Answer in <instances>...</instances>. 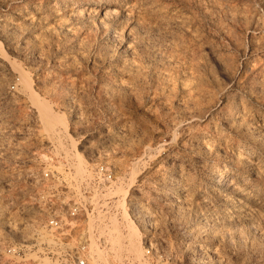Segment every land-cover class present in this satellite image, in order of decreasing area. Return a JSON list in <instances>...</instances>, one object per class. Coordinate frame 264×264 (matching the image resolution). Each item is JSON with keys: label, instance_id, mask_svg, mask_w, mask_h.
<instances>
[{"label": "rangeland", "instance_id": "1", "mask_svg": "<svg viewBox=\"0 0 264 264\" xmlns=\"http://www.w3.org/2000/svg\"><path fill=\"white\" fill-rule=\"evenodd\" d=\"M39 102L85 171H136L166 261L264 264V0H0V264L35 260L32 174L78 171Z\"/></svg>", "mask_w": 264, "mask_h": 264}, {"label": "built area", "instance_id": "2", "mask_svg": "<svg viewBox=\"0 0 264 264\" xmlns=\"http://www.w3.org/2000/svg\"><path fill=\"white\" fill-rule=\"evenodd\" d=\"M32 176L40 187L32 216L34 233L30 243L8 246V254L32 256L31 264H96L99 253L106 256V264H172L154 240L151 218L144 223L132 211L133 197L126 201L115 194L126 175L111 165L87 166L81 175L69 167L66 171L48 167ZM124 212L140 231L142 253L138 258L126 250L113 257V222L118 224L123 247L129 243Z\"/></svg>", "mask_w": 264, "mask_h": 264}, {"label": "bare ground", "instance_id": "3", "mask_svg": "<svg viewBox=\"0 0 264 264\" xmlns=\"http://www.w3.org/2000/svg\"><path fill=\"white\" fill-rule=\"evenodd\" d=\"M20 73V76L23 74L22 72H19ZM22 73V74H21ZM26 75H22V81L21 83L24 84V87L25 88H28L29 85H28V81H27V78L25 77ZM30 84V83H29ZM23 86V85H22ZM30 89V87H29ZM28 89V90H29ZM38 110H39V113L41 114V118L46 120V121H49V122H52L53 124H61L62 125V129L64 131V133H66L69 138L71 139V144H72V149L75 151V156L77 158V161H76V166L78 167V171H77V174L78 175H81L82 171H85L84 169V158H82L81 156V153L79 152L78 148H77V143L73 140L72 136L69 134L68 132V122L66 120V118H64L63 116H61V114H56L51 108L50 106L47 104V103H40L38 104ZM57 138V137H56ZM84 159V160H83ZM86 163V161H85ZM131 177L129 179L128 182H126L125 184L123 185H120L117 187V193L116 194H119L120 196H122L123 199H125L127 201V198L130 194V189L134 186L133 185V182L135 180V177H136V171H132L130 173ZM130 197V196H129ZM130 201L132 202V206H133V209L132 211H134V213L136 214H139V216L141 217L142 221L144 223H149L150 220L147 218L149 217L148 215V212L147 211H140L139 208V202L134 200V198H131ZM150 218V217H149ZM124 220L126 222V228H127V231H128V236H127V239L129 241L128 245L123 247L122 245V236L119 232V228H118V224L116 222H113L112 223V228H111V231L115 234V236L111 239V243H112V251H113V257L114 258H118L120 256V254L126 250L127 252H130V253H133L134 255H138L140 256L141 254V249L139 247V244L137 242V240L135 239L136 235H137V230L135 228V226L133 225V223L128 219V216L126 214V212H124ZM152 221V219H151ZM30 228V227H29ZM28 228V229H29ZM32 228V227H31ZM30 228V229H31ZM29 231H32L30 230ZM33 231L32 232H28L26 230L25 227H23L22 229V234H21V238H25V237H28L29 235H31L32 237V234L34 233V228H32ZM32 233V234H30ZM30 237V239H31ZM107 263V258L104 254L102 253H99L98 254V257L96 258V264H106Z\"/></svg>", "mask_w": 264, "mask_h": 264}]
</instances>
